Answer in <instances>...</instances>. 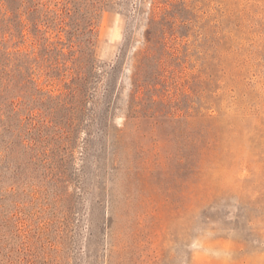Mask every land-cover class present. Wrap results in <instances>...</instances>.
Returning a JSON list of instances; mask_svg holds the SVG:
<instances>
[{
  "label": "rangeland",
  "instance_id": "obj_1",
  "mask_svg": "<svg viewBox=\"0 0 264 264\" xmlns=\"http://www.w3.org/2000/svg\"><path fill=\"white\" fill-rule=\"evenodd\" d=\"M0 264H264V0H0Z\"/></svg>",
  "mask_w": 264,
  "mask_h": 264
}]
</instances>
